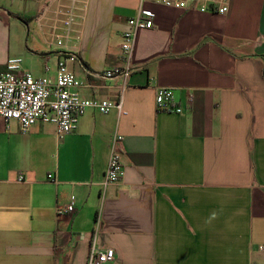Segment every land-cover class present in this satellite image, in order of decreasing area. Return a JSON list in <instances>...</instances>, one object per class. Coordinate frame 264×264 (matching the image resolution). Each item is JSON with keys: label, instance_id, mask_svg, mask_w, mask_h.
Returning <instances> with one entry per match:
<instances>
[{"label": "crops", "instance_id": "1", "mask_svg": "<svg viewBox=\"0 0 264 264\" xmlns=\"http://www.w3.org/2000/svg\"><path fill=\"white\" fill-rule=\"evenodd\" d=\"M143 8L154 26L137 36L133 71L104 77L124 65L122 34ZM41 11L0 0V71L20 57L55 78ZM83 30L69 62L79 93L122 96L123 112L89 109L59 141L51 123L0 120V264H87L95 238L115 249L109 264H264V0L226 14L90 0ZM158 87L181 113L157 109ZM116 135L125 174L103 189Z\"/></svg>", "mask_w": 264, "mask_h": 264}, {"label": "built area", "instance_id": "2", "mask_svg": "<svg viewBox=\"0 0 264 264\" xmlns=\"http://www.w3.org/2000/svg\"><path fill=\"white\" fill-rule=\"evenodd\" d=\"M90 0H38L42 5L38 21L46 29L48 42L59 48L57 73L55 78L44 76L36 78L23 69L22 58L8 60L6 70L0 71V120H15L22 132H28L37 122L51 123L55 126L57 140L74 131L80 117L89 109L107 114L113 109L123 112V97L118 100L82 98L79 89L86 86L71 70L69 62L76 58L72 41L80 42L86 21ZM162 6L203 13L226 14L232 0H142ZM155 15L145 8L129 18L127 29L122 34L124 65L105 71L107 78L131 74L137 36L140 31L154 26ZM156 107L161 112L181 113L182 108L175 104L174 90L170 87H158L155 92ZM123 136L116 135L111 144L104 179L100 183L103 189L122 181L125 167L122 151L118 144ZM50 179L54 177L49 174ZM76 210L73 202L58 207L60 213L72 214ZM264 251V245L260 246ZM116 256L113 247H100L96 238L91 244L87 264H109Z\"/></svg>", "mask_w": 264, "mask_h": 264}, {"label": "rangeland", "instance_id": "3", "mask_svg": "<svg viewBox=\"0 0 264 264\" xmlns=\"http://www.w3.org/2000/svg\"><path fill=\"white\" fill-rule=\"evenodd\" d=\"M37 38L39 39L40 37L37 36ZM39 40H40V39H39ZM71 43H73V41H72Z\"/></svg>", "mask_w": 264, "mask_h": 264}]
</instances>
